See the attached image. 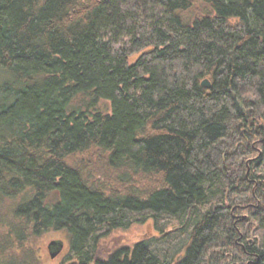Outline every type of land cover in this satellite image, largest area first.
<instances>
[{
    "label": "trees",
    "instance_id": "1",
    "mask_svg": "<svg viewBox=\"0 0 264 264\" xmlns=\"http://www.w3.org/2000/svg\"><path fill=\"white\" fill-rule=\"evenodd\" d=\"M242 210L264 264V0H0L2 264L51 230L75 264H219Z\"/></svg>",
    "mask_w": 264,
    "mask_h": 264
},
{
    "label": "rangeland",
    "instance_id": "2",
    "mask_svg": "<svg viewBox=\"0 0 264 264\" xmlns=\"http://www.w3.org/2000/svg\"><path fill=\"white\" fill-rule=\"evenodd\" d=\"M106 110L105 108H103ZM86 155H78V159L83 157L84 160ZM56 199V195L52 194L50 196V200L54 201ZM8 204V201L6 202ZM236 212V211H235ZM237 219L236 223L239 226L240 234L235 239L236 244L231 247H226V249H222L219 247H214L209 250V253H213V255H218L224 261L219 264H244L247 263V259L241 253V246L244 244L242 241L243 237L246 235L247 240L255 238L252 228L249 226L248 222V211L242 210L238 211L234 214ZM235 223V224H236ZM174 226H170L166 229V232H169L173 229ZM159 235L158 231L155 228V220L153 218H149L144 222L134 221L127 228H117L110 230L107 234L102 236L99 240V251L98 256L101 258H105L109 253L119 247L123 246H133L136 242L152 237H157ZM52 241H58L63 244L60 251L56 252L54 257H51V252L57 251L56 247L49 248V244ZM34 252L36 253V263L37 264H72L75 258H68L69 252V236L66 230H51L46 233H43L41 236L37 238V240L33 243ZM230 253V254H226ZM181 253L178 254V257ZM221 259V261H222ZM0 261H3L2 259ZM3 262H0L2 264ZM12 263V262H11ZM10 264V263H9ZM22 264V263H18ZM77 264H79L77 262Z\"/></svg>",
    "mask_w": 264,
    "mask_h": 264
},
{
    "label": "water",
    "instance_id": "3",
    "mask_svg": "<svg viewBox=\"0 0 264 264\" xmlns=\"http://www.w3.org/2000/svg\"><path fill=\"white\" fill-rule=\"evenodd\" d=\"M202 84L205 85V86H209V80L207 78L203 79L202 81ZM56 247L57 251L55 252H51V257H54L56 255V252L60 251L63 244L61 242H58V241H52L50 244H49V248L51 247ZM72 264H75L74 262Z\"/></svg>",
    "mask_w": 264,
    "mask_h": 264
}]
</instances>
